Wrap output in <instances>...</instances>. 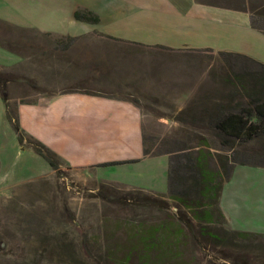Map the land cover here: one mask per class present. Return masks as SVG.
<instances>
[{
  "label": "rangeland",
  "instance_id": "obj_1",
  "mask_svg": "<svg viewBox=\"0 0 264 264\" xmlns=\"http://www.w3.org/2000/svg\"><path fill=\"white\" fill-rule=\"evenodd\" d=\"M216 1L255 9L264 7V0ZM257 20L264 27V17ZM2 40L11 49L22 47ZM81 42L85 44L83 48L69 52L72 59L84 63L79 66L88 71L87 78L92 76L88 62H103L102 73H107L101 80L87 81L94 87L89 91L137 100L149 144L175 154L195 155L204 150L208 155L207 168L220 175L226 171L220 160L227 158L228 167L235 155L243 161L264 164V134L247 143L238 141L230 148L224 135L210 122L218 107L246 105L247 95L263 91L264 81L260 80L264 72L255 65L211 53L190 57L168 54L149 61L136 53L133 65L121 69L107 56V51L113 50L107 40L89 34ZM47 45L53 46L33 44L25 52L36 57L37 52L49 49ZM96 45L101 51L95 49ZM180 65L181 71L193 69L187 76L194 82L186 87H192L196 96L177 97L176 91L163 96L161 93L167 91L160 89L159 80H152L144 71L155 68L160 72L165 67L173 71ZM6 71L14 78L9 89L15 101L36 97L34 93L26 94L28 87L35 94L63 89H44L39 84L46 82L32 79L31 74L27 76L16 69ZM29 72L32 73L31 67ZM36 85L40 88L33 90ZM23 137L20 143L6 119L0 96V264H264V236L230 230L214 205L210 206L213 218L205 220L202 214L207 207L178 208L175 201L165 196L144 199L130 188L103 186L90 171L63 163L56 171L35 152L29 136ZM220 175L216 180H220ZM159 192H168V179ZM173 230L181 232V243L164 257L162 247L155 246V242H166L165 236L168 232L174 234ZM145 242H153L154 247L145 251ZM145 254L148 262L143 259Z\"/></svg>",
  "mask_w": 264,
  "mask_h": 264
},
{
  "label": "crops",
  "instance_id": "obj_2",
  "mask_svg": "<svg viewBox=\"0 0 264 264\" xmlns=\"http://www.w3.org/2000/svg\"><path fill=\"white\" fill-rule=\"evenodd\" d=\"M77 10L94 12L98 24L75 19ZM89 34L111 43L113 50L107 56L121 69L133 65L136 53L149 61L168 54L190 57L231 52L264 64V32L251 25L249 9H236L223 1L0 0V67L46 82L39 85L56 87L65 81L72 61L69 51L83 48L81 39ZM69 36L78 38L73 46L68 50L56 47L54 37ZM2 39L22 49H11ZM33 44L53 46L47 45L49 49L34 57L25 52ZM136 45L144 52L136 51ZM94 47L101 51L100 46ZM180 67L160 69L159 87L167 91L161 95L176 91L177 97L196 96L192 87H186L194 82L187 76L193 69L181 71ZM36 95L34 101L17 105L19 126L27 135L65 164L88 170L97 180L161 193L168 179L169 158L144 155V115L139 105L121 97L79 91ZM220 208L230 230L264 234V167L235 165L223 185Z\"/></svg>",
  "mask_w": 264,
  "mask_h": 264
},
{
  "label": "trees",
  "instance_id": "obj_3",
  "mask_svg": "<svg viewBox=\"0 0 264 264\" xmlns=\"http://www.w3.org/2000/svg\"><path fill=\"white\" fill-rule=\"evenodd\" d=\"M236 9H249L251 13V25L264 32V27L260 24L257 20V17H264V7L260 8H249L244 5H232ZM74 17L80 21H86L92 24H98L99 18L98 16L90 11V10H77L74 13ZM51 35V34H48ZM78 38L77 37H54L56 47H60L61 49L68 50ZM135 49L144 50L140 48V46L136 45ZM221 55L226 56L229 60L230 58L236 59H243L245 62L252 63L258 69L264 72V64L256 59L239 54V53H231V52H220ZM112 62L114 61L113 57H111ZM91 64L90 73L92 74L91 79L87 78L88 71L85 69L80 68V61H75L72 59L70 64V71L64 76L65 81L59 83L60 85L53 87L48 85H42L41 88H49L52 90L53 88L60 87L63 88L62 91H79L91 94H98V95H107V96H114L120 97L117 95H112L109 93H100V92H93L89 91L91 87L87 85V81H94V80H101L104 78V74L102 71H105L101 68H104L105 64L103 62H88ZM147 63V62H146ZM86 64V63H85ZM145 73H148L149 76L152 77V80L155 78L156 81L159 79V72H156V69L148 70L145 68ZM110 73V72H108ZM96 75V76H95ZM264 76V74H263ZM107 78V76H106ZM240 80V79H238ZM242 80V79H241ZM260 81H264V77L261 78ZM14 82L13 76L6 71V68L0 67V96L2 98L4 107H5V116L6 119L13 125L17 137L20 143L23 142L24 137L23 135H27L19 126L18 121V114H17V105L18 101H34L37 97L35 92L29 91V87L27 88L28 93H34L32 95H36L35 98L31 100H26L24 97L20 98V100H13L10 94V84ZM84 83L86 85H84ZM39 86V85H38ZM37 85L32 88L33 90L40 88ZM47 86V87H46ZM83 88V89H81ZM55 91H51L49 93H53ZM43 93V92H41ZM48 92L44 94H49ZM38 94V93H37ZM34 97V96H32ZM232 97V95H231ZM121 98H125L135 102L139 105V102L129 96H123ZM248 101L246 105L234 104L230 108H219L216 110L214 117H210V122L213 123L214 127L218 132L224 135L226 144L233 148L236 146V143L243 142L247 143L256 138H259L262 134H264V88L263 91L259 95H247ZM140 107V106H139ZM207 111V110H203ZM206 119V118H203ZM29 136V135H27ZM31 141L34 143V150L35 152L43 157V159L49 164V166L54 169L58 170L60 164H65L57 154L41 143L39 140L29 136ZM144 155L145 156H157V155H167L169 158V167H168V192L165 194H160L156 192H149L144 191L137 188H131L128 186H124L114 182H106L102 181V185L110 186L111 188H130L133 192L137 193L138 195H143L144 199H153L151 196H165L177 204L178 208L181 206L187 209H193L196 206L207 207V209L203 210V218L205 220H211L213 218L212 212L210 210V206L214 205L217 209L219 215L223 219V222L227 225L225 216L220 208V197L222 193L223 185L226 181H228L232 175L233 169L237 164H251V165H260L264 167V164L259 163H250L247 161H243L238 159L235 155L234 160L229 161L230 165H227V158L224 160H220V165L223 169H226L225 174L220 175L219 172L211 171L207 168V154L204 150H199L195 155L190 152H182L181 154H175V151L167 150L164 147L153 146L149 144L147 137L144 133ZM244 156V155H243ZM244 158V157H243ZM222 173V172H221ZM221 176L220 180H216L218 176ZM101 181V180H100ZM202 206V207H201ZM209 208V209H208ZM175 231L174 234L168 232V235L165 236L167 239L166 242L156 241L155 246L162 247L164 257H167L168 254H171L174 249H177L178 245L181 243L179 241V236L181 232H177V230L171 231L172 233ZM234 231V230H232ZM238 234L243 235H263L259 233L253 232H243V231H234ZM151 233L155 236L156 230L151 231ZM151 235V234H150ZM144 249L147 251L150 247H154L153 242L151 244L144 243ZM176 252V250H175ZM175 252L173 256L175 255ZM144 261H149L148 255L145 254L143 256ZM164 259V258H163Z\"/></svg>",
  "mask_w": 264,
  "mask_h": 264
}]
</instances>
